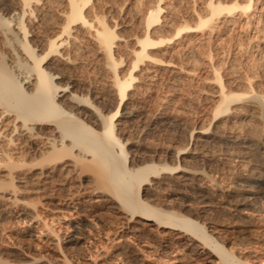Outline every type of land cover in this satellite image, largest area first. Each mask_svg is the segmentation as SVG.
Masks as SVG:
<instances>
[{"label": "bare ground", "instance_id": "6f19581e", "mask_svg": "<svg viewBox=\"0 0 264 264\" xmlns=\"http://www.w3.org/2000/svg\"><path fill=\"white\" fill-rule=\"evenodd\" d=\"M112 1L0 0V189L17 192L21 182L46 188L55 181L65 183L72 172L95 170L96 186L109 193L112 208L141 224L128 226L133 235L156 231L162 236L155 241L158 250L167 253L179 244L190 250L185 259L208 254L219 264H255L228 246L227 230L218 227L210 211L219 204L264 220V87L257 88L249 71L243 75L229 69L232 75L226 79L210 47L197 58L187 52L180 59L173 49L179 59L164 55L180 41L219 33L241 16L254 17L264 0H178L173 6L143 0L133 17L139 28L128 53L122 51L126 40L116 20L130 12L127 0L117 14L116 9L110 12L107 3ZM90 50L103 74L101 90L78 73L84 69L81 57ZM201 58L210 64L207 79L215 89L202 110L193 109L199 117L184 144L176 146L171 139L163 150L148 148V154L136 156V148L128 147L134 142L124 136L134 112L144 111L145 91L157 88L155 79L167 71L173 74L167 92L181 94L182 104L189 102L182 84L198 74ZM146 79L153 81L148 87ZM169 105L157 111L161 122L180 124L170 120ZM172 186L187 197L179 207L163 208L147 199L148 193ZM85 191L78 188L69 196ZM78 228L65 237L57 233L54 241L68 264L69 250L80 248L88 237ZM1 248L24 258L18 264H45L46 258ZM2 258L0 264H13Z\"/></svg>", "mask_w": 264, "mask_h": 264}, {"label": "rangeland", "instance_id": "374dc122", "mask_svg": "<svg viewBox=\"0 0 264 264\" xmlns=\"http://www.w3.org/2000/svg\"><path fill=\"white\" fill-rule=\"evenodd\" d=\"M113 1V3L117 1L116 5L113 3L112 5L110 3L111 0L107 4L111 7L112 11L110 12L113 14L116 9L115 12L117 14L118 7H121V4L126 1ZM165 1V5L168 3L172 6L173 3L176 5L178 2V0ZM141 3H143V0H127L125 9L130 12L127 15L125 14V16L116 15V20L120 27L119 31L120 33L122 32V35L124 34L126 40V42H123V52L133 43V37L135 36L133 34L138 31V21L133 17H135V13L142 10ZM110 7L107 6V10ZM256 11L254 17L246 18L241 16L235 20L236 22L233 21L234 23L231 22L226 25L219 33L207 34L206 36L198 34L192 40L180 41L179 44H175L174 48H169L168 53L164 57L167 59H182L187 52L190 56L194 55L196 57L198 54L197 57H199V55H205V52L211 49L215 55V63L217 62L218 65L220 63L221 67L223 66L222 70L226 79L230 74L232 75L229 69L233 68V71H238V73L243 75L249 71L255 77L257 88L263 89L264 1L256 5ZM181 17L180 14L177 15V18H179L177 20L181 19L180 21H182L183 17ZM191 46H193V51L196 49L195 52L188 51L189 48L191 50ZM172 49L175 55H179V58L173 54ZM182 51L185 52L183 53ZM127 53L125 55L128 56ZM93 54L92 50H90L89 54L83 55L85 58L81 57L82 68H80L81 70L84 69L78 73L82 74L85 80L88 79L86 83L91 81L90 84L97 86V88L101 87V90L105 88V85H103L104 80L102 79L103 74L99 70L95 54ZM199 62H197L199 67L196 66L198 74L187 76L188 80L182 84L186 85L185 87L183 86L184 92L190 94L189 96L184 94L190 99L189 102H187L188 100L186 101L188 106L180 101L182 98L181 94L167 92L169 86H172L171 80H173V74L167 71L159 74L158 79H155L157 83L154 80L157 88L155 86L154 90L148 89L145 91L143 96L146 101L144 111L138 110L134 112V116L130 119L129 132L124 136V139H130L129 141L134 142L135 145L129 144L130 146L128 145V147L130 150L136 148L134 150L136 156L148 154L149 151L145 150H148V148H160L163 150L171 139L173 141L176 140V146L184 144V136L186 134V139L187 133L190 132L192 121L199 117L198 114L195 113L196 116L193 114L194 111L202 110L209 103L215 89L214 84L207 79L211 75L210 64L203 60ZM89 78L92 79L90 80ZM144 81L143 85H146V87L150 86V82H153L147 79ZM177 96H180V99ZM166 102L170 104V120L179 119L181 125H173V121H170L169 124H165L164 121L161 122L162 114L157 113V111ZM205 122L208 121L205 120ZM151 125H156L157 128L155 130L148 129ZM178 134L182 140H180ZM177 140L179 141L177 142ZM144 152L147 153L145 154ZM77 173L78 171L70 173L65 183L55 181L46 188H42L40 183L21 182L18 185L17 192L11 191L10 188L0 189V210L2 211L0 212V251L3 250L1 248L3 246L8 250H23L27 254L26 257H38L40 260L41 257L46 258L42 261L45 264L50 262V260L53 264H68L61 260L58 246L54 241L58 234L60 237H65L79 227L78 229L82 230L88 237L84 240L85 243L83 245L79 244L81 246H79V250L77 249L78 251L69 250L68 257L71 264H94V261L96 264H219L213 257H208V254L190 255L188 259H185L184 256L190 253V250L179 244L166 251L167 253L160 249L158 250L155 241L157 238H162V236L156 231L138 232V235H133L128 226H141V224L129 221V215L112 208L111 204L113 205L114 202L110 198L109 193L107 195L106 190L104 192V190L102 191L101 188L96 186L98 173L95 170L89 172L85 170ZM78 188H86L87 191L76 194V198H70V192L72 193ZM178 190L174 186L171 188L165 187L154 194L148 193L146 196L155 205L179 207L180 203H183L182 201L187 199V197L185 198ZM11 192L15 194L12 193V195ZM210 213L211 218L219 224L218 227L227 230L225 233L227 235H224L230 242L228 246L234 245L235 254L251 258V261L255 264L263 263L264 236L261 235V230L264 231V220L262 221L258 216L239 214L233 208L219 204H215ZM194 218L204 219L201 216H195ZM14 254L0 252V257L13 264L24 261V258Z\"/></svg>", "mask_w": 264, "mask_h": 264}]
</instances>
